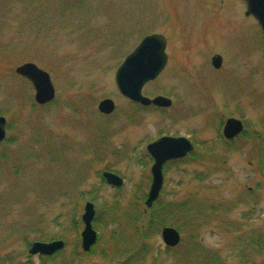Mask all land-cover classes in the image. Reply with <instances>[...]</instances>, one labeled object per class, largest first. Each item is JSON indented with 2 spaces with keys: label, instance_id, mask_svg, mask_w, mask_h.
I'll list each match as a JSON object with an SVG mask.
<instances>
[{
  "label": "rangeland",
  "instance_id": "1",
  "mask_svg": "<svg viewBox=\"0 0 264 264\" xmlns=\"http://www.w3.org/2000/svg\"><path fill=\"white\" fill-rule=\"evenodd\" d=\"M246 11L244 0H0V116L8 127L0 145V264H42L31 245L58 240L65 247L48 264H120L111 234L126 230L125 213L147 198L146 148L167 135L189 137L195 149L164 166L159 201L194 200L198 209L169 218L183 228L177 247L167 251L153 234L135 264H264V34ZM152 34L166 37L169 60L143 93L171 99L164 110L135 105L115 84L118 67ZM221 51H238L224 67L234 76L212 66ZM25 63L51 75V104L34 108L35 89L16 73ZM105 99L115 102L111 115L98 110ZM230 117L244 124L233 142L222 137ZM106 171L123 185H108ZM87 202L95 204L99 237L90 254L81 249ZM125 242L122 249L133 247Z\"/></svg>",
  "mask_w": 264,
  "mask_h": 264
},
{
  "label": "water",
  "instance_id": "2",
  "mask_svg": "<svg viewBox=\"0 0 264 264\" xmlns=\"http://www.w3.org/2000/svg\"><path fill=\"white\" fill-rule=\"evenodd\" d=\"M247 5L248 16H253L259 23L264 32V0H244ZM167 39L161 34L146 36L135 50L130 53L115 74V84L120 94L143 106L154 105L160 108H169L172 105L171 99L164 96H157L153 99L143 95L144 86L156 80L168 64ZM222 58L217 56L213 59L215 68H219ZM16 73L29 80L35 89V101L40 105L52 102L56 97V90L48 72L40 69L34 63H25L16 68ZM98 109L101 113L110 115L115 109V102L105 99L100 102ZM5 117L0 116V144L6 139ZM244 130L242 121L231 118L226 121L223 135L227 139H233ZM194 151V145L186 137L164 136L150 143L147 152L153 160L151 168L152 184L145 202L148 208H152L159 199L164 185V165L173 160L187 157ZM108 185L120 188L124 180L111 172H104ZM96 216L95 205L87 202L82 215L84 229L81 233L82 249L85 253L89 252L98 242V233L93 227ZM162 239L166 246L176 247L181 241L180 233L171 227H166L162 231ZM65 243L62 240L51 243H33L30 254L52 256L62 250Z\"/></svg>",
  "mask_w": 264,
  "mask_h": 264
},
{
  "label": "trees",
  "instance_id": "3",
  "mask_svg": "<svg viewBox=\"0 0 264 264\" xmlns=\"http://www.w3.org/2000/svg\"><path fill=\"white\" fill-rule=\"evenodd\" d=\"M36 105L37 104L33 105L34 108H36ZM145 199L147 198L144 195L137 197V200L135 201L136 203L133 204L131 209L128 210L129 213H125L123 218L125 224H127L126 230L125 229H120L119 231L115 230L114 233L111 234L112 239L110 241L111 247L109 248V250L111 254L116 257V260L120 262V264H135L139 256L142 255V252L146 253L147 251L144 248L146 246L144 242L147 241L149 237H151L153 234L155 235L161 234L162 230L165 227H173L177 229L180 233H182L183 228H181V226H175L169 223L170 221L169 218L174 217L171 216L172 214L175 213V215L180 216L179 218H186L188 214L192 213L191 211L195 212L196 209H198V204H196L194 200H192L191 203L184 202V203H176V204L164 203L158 200L152 208H148L145 204L146 201ZM176 217L174 218L177 219ZM77 221L78 219H75L73 222V225L76 226L75 228H77ZM133 226H134V230L130 231V228ZM128 227L129 230L127 229ZM126 231H128L129 234ZM124 233L126 235L128 234V236L125 235V237H123ZM125 240L131 242L133 244V247L128 249H122L121 247L122 245H120V243H127L125 242ZM251 244L256 247L262 246L260 240L258 241V243L256 240ZM93 250L94 247L87 254L92 253ZM167 251H170L169 248L167 249ZM128 252L130 253V256L126 260H124V258H121L123 257V255H125ZM57 255L58 253H56L51 257H44L46 258V261L43 262L42 264H48L51 261H53L54 263L56 259L55 257ZM208 259L214 263L220 262L219 258H217L216 255L209 256ZM61 264H69V263L67 261H61Z\"/></svg>",
  "mask_w": 264,
  "mask_h": 264
},
{
  "label": "flooded vegetation",
  "instance_id": "4",
  "mask_svg": "<svg viewBox=\"0 0 264 264\" xmlns=\"http://www.w3.org/2000/svg\"><path fill=\"white\" fill-rule=\"evenodd\" d=\"M245 2V1H244ZM247 6V5H246ZM247 12V11H246ZM246 12H245V14H246ZM246 16L247 17H252V16H248L247 14H246ZM236 55V56H235ZM217 56H220L221 58H222V63H221V66L219 67V68H215L214 67V65H213V59L215 58V57H217ZM239 54H238V51H236V53H223L222 51L220 52V53H216V54H214L213 56H212V66L214 67V69L217 71V73H221V72H224V73H226V75L229 77V76H234V73H232V71L233 70H230V69H224V67H225V65H226V62L227 63H229V60H230V62L232 63V67H233V65H234V61H235V58H237V59H239ZM138 106H142V105H140V104H138ZM142 107H144V106H142ZM149 107H153V108H156V109H159V110H162L161 108H158V107H155V106H149ZM146 108H148V107H146ZM168 109V108H167ZM231 118H234V117H230V118H227L226 119V121L228 120V119H231ZM226 121H225V123H224V120H223V122L221 123V125H223V129H222V137L227 141V142H233L235 139H237V137H240L241 136V134H243V132H244V130H243V132L241 133V134H239L238 136H236L235 138H233V139H227V138H225V136L223 135V130H224V126H225V124H226ZM167 136H171V135H167ZM161 137H163V136H161ZM171 137H180V136H171ZM190 139V138H189ZM191 140V139H190ZM192 141V140H191ZM193 142V141H192ZM194 144H195V142H193ZM176 161H183V160H176ZM36 256H41V257H45V256H42V255H36Z\"/></svg>",
  "mask_w": 264,
  "mask_h": 264
}]
</instances>
